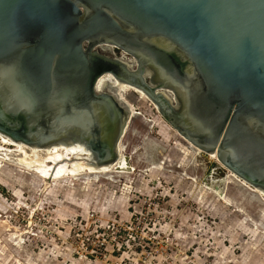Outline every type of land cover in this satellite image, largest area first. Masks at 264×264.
<instances>
[{
    "label": "water",
    "instance_id": "obj_1",
    "mask_svg": "<svg viewBox=\"0 0 264 264\" xmlns=\"http://www.w3.org/2000/svg\"><path fill=\"white\" fill-rule=\"evenodd\" d=\"M124 84L264 194V0H0L1 134L112 166Z\"/></svg>",
    "mask_w": 264,
    "mask_h": 264
},
{
    "label": "rangeland",
    "instance_id": "obj_2",
    "mask_svg": "<svg viewBox=\"0 0 264 264\" xmlns=\"http://www.w3.org/2000/svg\"><path fill=\"white\" fill-rule=\"evenodd\" d=\"M124 97L131 170L45 182L0 163V264H264V196Z\"/></svg>",
    "mask_w": 264,
    "mask_h": 264
},
{
    "label": "bare ground",
    "instance_id": "obj_3",
    "mask_svg": "<svg viewBox=\"0 0 264 264\" xmlns=\"http://www.w3.org/2000/svg\"><path fill=\"white\" fill-rule=\"evenodd\" d=\"M127 89L135 91L137 94H139L140 97L146 98L149 102H151V100H149V98L142 91L131 85L124 84L121 87H119L116 90V94L119 96L121 100H123L130 107L131 113L129 117L131 119L132 116L134 115L133 109L131 108V105L126 101L124 97V91ZM152 105L156 109V106L154 104ZM129 123L130 120L127 124L126 130L129 127ZM180 137L183 139L184 142H188L182 136ZM188 144L191 145L190 147H192L197 153L200 152V150L195 146H193L190 142H188ZM4 145L14 147V149L10 150L9 148H4ZM124 150H125L124 145L120 141L119 144L120 157L114 165L103 166L100 168H96V167L89 168L77 163L73 158L72 152L63 145H54L50 147L39 148L35 146H29L23 143H18L12 140L11 138L0 133V163L3 164L7 163L9 165L11 164L16 166V168L20 167L27 169L28 171L37 174L38 177L43 178L45 182L46 180H51V179L56 180V179H62L68 177H78L79 175H83L87 173L89 174V176L90 175L96 176V174L98 173H107L113 168V166L116 165L117 167H119L118 162L121 161L122 157L124 158V154H123ZM210 156L215 158L214 155H210ZM229 175L237 179V177L234 174L230 173ZM239 181L247 188H250L254 191H258L260 194L264 196V194L261 191L255 188H251L248 184H246L242 180Z\"/></svg>",
    "mask_w": 264,
    "mask_h": 264
}]
</instances>
